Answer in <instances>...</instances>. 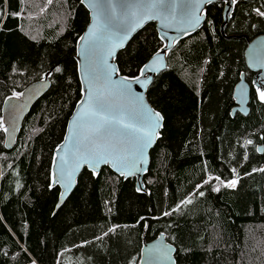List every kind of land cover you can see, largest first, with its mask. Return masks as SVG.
Returning a JSON list of instances; mask_svg holds the SVG:
<instances>
[{"label": "trees", "instance_id": "16d2710c", "mask_svg": "<svg viewBox=\"0 0 264 264\" xmlns=\"http://www.w3.org/2000/svg\"><path fill=\"white\" fill-rule=\"evenodd\" d=\"M223 7L207 8L148 89L164 117L149 194L109 167L85 169L56 211L52 162L82 97L75 55L90 13L82 0H0V264H140L161 233L177 264H264V101L252 88L249 115L231 116L241 75L253 78L244 51L264 33V0H239L226 37ZM161 45L146 25L119 53L120 73L138 76ZM47 74L49 90L8 149L5 101Z\"/></svg>", "mask_w": 264, "mask_h": 264}, {"label": "water", "instance_id": "95a60500", "mask_svg": "<svg viewBox=\"0 0 264 264\" xmlns=\"http://www.w3.org/2000/svg\"><path fill=\"white\" fill-rule=\"evenodd\" d=\"M90 13V21L77 42L75 55L82 86V97L71 115L64 140L55 149L52 162V185L59 187L55 210L61 208L75 190L81 173L87 169L97 177L104 167L124 179L134 178L136 190L149 194L145 176L151 164V152L156 146L164 126V117L149 101L147 93L155 78L168 68V57L178 43L195 34L204 26L207 8L223 4V23L220 31L226 37V25L232 18L239 0H82ZM199 7V11H197ZM134 13V14H133ZM151 16L154 18L146 19ZM99 18L97 35L99 41L89 40L90 27ZM109 17H111L109 19ZM154 23L162 42L160 49L144 64L139 83L134 77L120 73L117 63L119 53L146 25ZM135 29L134 31L131 29ZM125 36L127 37L125 39ZM84 37V40H81ZM244 51L248 69L253 73L251 82L245 73L236 84L233 97L235 106L231 116L250 113L252 88L264 90V33L247 39ZM123 41L114 49L107 65L102 63L113 43ZM159 54V55H157ZM145 65L148 68H145ZM152 69V70H149ZM112 71L111 78L105 75ZM143 70V75L141 74ZM127 77L125 87L124 78ZM48 74L45 79L29 85L19 97L8 98L3 106L5 144L12 149L32 106L49 90ZM159 113L161 120L155 127L153 142L140 156L135 141L145 131H152ZM108 117V122L102 119ZM123 121V123H120ZM124 125H130L125 127ZM262 151V147H259ZM104 155L108 163H101L95 170L89 167L94 157ZM124 174H121V173ZM176 247L161 233L145 242L140 264H177Z\"/></svg>", "mask_w": 264, "mask_h": 264}, {"label": "snow or ice", "instance_id": "6c2138e0", "mask_svg": "<svg viewBox=\"0 0 264 264\" xmlns=\"http://www.w3.org/2000/svg\"><path fill=\"white\" fill-rule=\"evenodd\" d=\"M162 2V0H161ZM207 2H211V0H207ZM197 11H199V7H197ZM134 14V13H133ZM260 15L264 16V12H261L259 13ZM111 17H109L110 19ZM146 19H151V18H154V17H151V16H147L145 17ZM98 21H99V18L96 17V20L93 24V26L90 27V36H89V40L93 41V42H96V41H99L100 40V37H98L97 35V32H98V28H97V24H98ZM0 22H2V20H0ZM131 30H135L134 28L131 29ZM127 37L125 36V39ZM81 40H84V37H81ZM123 46V41L119 42V43H113L111 48L109 49V52H108V56L105 57L102 61V63L104 65H107L108 63V57H111V56H114V49L115 48H118V47H122ZM159 55V54H157ZM145 68H148L147 65H145ZM149 70H152V69H149ZM56 71H60L59 68L56 69ZM141 74L143 75V70L141 72ZM105 75L107 76V78H111L112 76V71H108L106 70L105 72ZM133 79H135L137 81V83H139V77H134ZM127 81H128V78L125 77L124 78V81L122 83H124L125 87H128L130 85L127 84ZM257 92L259 94V99L261 101H264V90H261L259 87H257ZM152 116L155 118V123H154V126H153V130L152 131H145L143 136L139 139H137L135 141V147H136V151L138 152V154L140 156H143V153H144V150L151 145V143L153 142V139H154V135H155V127H158L159 126V120L162 119V117H160L159 113H152ZM102 119L105 121V122H108V117L107 116H102ZM120 123H123V121H121ZM125 127H130V125H124ZM248 143H251V141H248ZM108 159L106 156L104 155H100L98 157H94L93 159H91L88 163H89V167H92L94 170L101 164V163H108ZM121 174H124L123 172ZM216 179H219L218 177ZM207 182V181H206ZM235 183L236 181H232L229 183V187H234L235 186ZM217 191L219 189H216ZM203 193H201L202 195ZM190 202V201H189ZM168 214V213H166Z\"/></svg>", "mask_w": 264, "mask_h": 264}, {"label": "rangeland", "instance_id": "374dc122", "mask_svg": "<svg viewBox=\"0 0 264 264\" xmlns=\"http://www.w3.org/2000/svg\"><path fill=\"white\" fill-rule=\"evenodd\" d=\"M232 181H236V183H235V186H236V185H237V182H238L237 179H233V180H231L230 182H232ZM230 182L227 183V186L229 185ZM235 186H234V187H235ZM228 187H229V186H228Z\"/></svg>", "mask_w": 264, "mask_h": 264}]
</instances>
